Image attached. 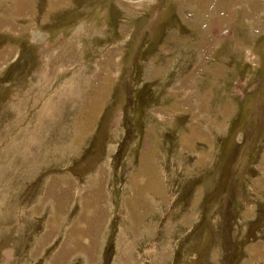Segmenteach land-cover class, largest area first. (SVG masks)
<instances>
[{"label":"rangeland","instance_id":"obj_1","mask_svg":"<svg viewBox=\"0 0 264 264\" xmlns=\"http://www.w3.org/2000/svg\"><path fill=\"white\" fill-rule=\"evenodd\" d=\"M0 264H264V0H0Z\"/></svg>","mask_w":264,"mask_h":264}]
</instances>
